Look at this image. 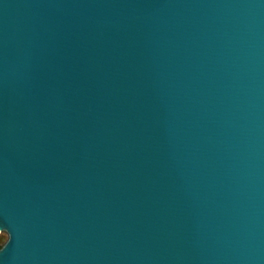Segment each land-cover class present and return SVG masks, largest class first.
<instances>
[{
  "label": "water",
  "instance_id": "obj_1",
  "mask_svg": "<svg viewBox=\"0 0 264 264\" xmlns=\"http://www.w3.org/2000/svg\"><path fill=\"white\" fill-rule=\"evenodd\" d=\"M0 264H264V0H0Z\"/></svg>",
  "mask_w": 264,
  "mask_h": 264
},
{
  "label": "trees",
  "instance_id": "obj_2",
  "mask_svg": "<svg viewBox=\"0 0 264 264\" xmlns=\"http://www.w3.org/2000/svg\"><path fill=\"white\" fill-rule=\"evenodd\" d=\"M1 247V246H0Z\"/></svg>",
  "mask_w": 264,
  "mask_h": 264
}]
</instances>
